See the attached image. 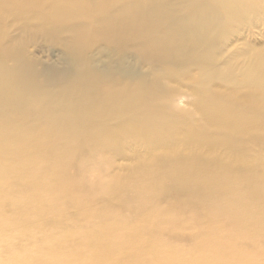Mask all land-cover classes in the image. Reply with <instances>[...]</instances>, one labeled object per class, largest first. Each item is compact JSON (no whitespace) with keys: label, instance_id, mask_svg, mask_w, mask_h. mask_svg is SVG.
<instances>
[{"label":"bare ground","instance_id":"1","mask_svg":"<svg viewBox=\"0 0 264 264\" xmlns=\"http://www.w3.org/2000/svg\"><path fill=\"white\" fill-rule=\"evenodd\" d=\"M12 9L25 19L37 17L42 30L69 31L75 39L68 47L69 68L40 76L28 65L8 68L0 43V199L12 195L16 203L13 219L0 213V264H166V239L193 248L190 264H264L263 247L235 251L239 239L264 237V177L255 170L264 149V48L248 46L220 64L228 29L263 13L264 0H176L159 8L148 0H0V20ZM97 36L119 45L134 41L152 57L196 67L201 123L192 114L173 122L167 115L173 95L155 78L143 80L128 69L118 79L120 69L114 67L95 71L81 54ZM214 81L230 90L213 92ZM190 143L192 152L184 148ZM97 150L120 158L147 154L145 163H159L146 169L132 185L133 198L120 205L134 209L129 231L93 201L83 208L73 198L82 188L63 169L74 158L86 163ZM41 153L45 162L37 159ZM160 176H174L199 196L216 197L224 227L237 237L228 229L217 234L198 202L188 206L194 220L188 233L165 230L161 215L144 201L145 194L155 201ZM134 181L116 179L113 188ZM71 208L81 219L69 216ZM46 226L56 231L47 233ZM115 230L119 238L108 235ZM169 251L167 260L177 264L182 255Z\"/></svg>","mask_w":264,"mask_h":264},{"label":"rangeland","instance_id":"2","mask_svg":"<svg viewBox=\"0 0 264 264\" xmlns=\"http://www.w3.org/2000/svg\"><path fill=\"white\" fill-rule=\"evenodd\" d=\"M166 1L176 3V0H148V3L153 8H159ZM30 10L32 11L33 9ZM68 23L70 27H76L78 21L75 20ZM41 28L43 27H41L37 17L31 18L29 16L25 19L20 15H15L13 9L10 10V13H4L0 20V43L5 55L0 56L1 58L3 57L8 68L12 69L18 65H28L39 76L52 70L62 71L69 68L71 60L68 47L70 44L74 45V34L69 31L57 32L54 30L55 32H53L50 26L45 27L47 29L43 30ZM115 42H107L104 36H97V39L90 45L88 50L82 51L81 57L89 62L95 71L106 73L111 69L110 67H114L116 70L120 69L116 75L114 74L118 79L123 78L121 74H127L129 72L128 69L133 71L137 78L142 77L144 78L143 80L155 78V81H158L166 92L173 95L174 108L167 113L173 122L184 121V117L192 114L193 121L196 124L201 123V117L196 109L197 96L195 92L197 84L194 82L197 76L196 67L193 65L188 66L180 60L171 62L169 59H163L160 56L152 57L141 46L136 45L134 41H127L121 45ZM248 46L255 48L257 46L259 49L264 48V12L228 29V34L221 45L220 64H225L236 53L246 50ZM121 47L125 50L124 53H121ZM123 58L124 60H121ZM240 62L244 65L246 64L245 60ZM119 65L122 66L119 67ZM209 87L215 93H224L230 90V86L219 81L212 82ZM247 97L252 99L254 92H247ZM174 114L177 115L174 116ZM193 147L194 144L192 143L184 146L185 149L191 150V152L194 150ZM210 149L214 150L215 148L211 147ZM232 153L230 151L227 154L230 156ZM259 156L260 161L258 160L259 163L255 164V170L264 177V149L259 152ZM46 158L47 155L45 153L37 155V159L41 161L45 162ZM150 158L147 154L135 155L131 152L126 157L120 158L113 153L105 154L97 150L91 153V157L86 163H79L78 159L74 158L69 163V166L67 164L63 170L73 183L82 188V194L73 196L78 201L77 205L86 208L93 201L101 209L102 215L118 219L128 228L126 231H129L133 227L136 217L134 209L129 204H126L125 208L120 205L124 199L133 198L132 185L137 184V179L145 174L146 169L159 164L145 163ZM116 179L118 182L124 183L129 182L131 179L135 181L126 188L117 189L113 188L116 184L114 183ZM156 184L155 201L152 202L148 194H145L144 201L151 210L161 215L165 230L176 234L183 231L188 233L187 225L194 223L192 212L188 206L198 202L212 219L211 226L217 234H223L228 229L230 233L237 237V233L229 225H227V228L224 227L225 216L217 209L218 200L216 197L206 198L199 196L194 191L179 185L177 178L174 176H160ZM177 209H179L178 212ZM0 213L6 219H13L16 215V203L12 195L6 196L5 199L4 197L0 199ZM69 216L81 219L79 211L75 208L69 210ZM180 217L187 224L182 223ZM55 231L53 226H46L47 233ZM192 231L195 232V227H192ZM108 235L111 238H119L120 232L115 230L113 233L108 232ZM139 235L144 240H147V231H141ZM189 238L192 239L190 235ZM53 239H56V235L50 237V240ZM182 243H185L184 240L181 242L166 239V243L163 246L165 248L161 250L163 253L161 258L166 264H171L167 260L169 247H172L174 253L182 255L176 261L177 264H190V260H194L193 248ZM122 244L127 245L128 239L122 240ZM251 246L264 248V237L255 236L253 238L250 234L249 238L239 239L235 251L238 254H248L245 251H248ZM134 252L137 251L134 250ZM144 258L146 261H153L152 256H145ZM171 258L172 253L170 261Z\"/></svg>","mask_w":264,"mask_h":264}]
</instances>
